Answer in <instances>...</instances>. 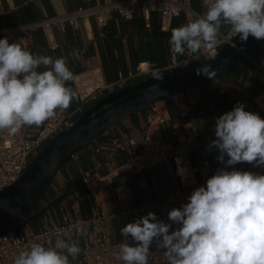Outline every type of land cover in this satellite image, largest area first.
Returning <instances> with one entry per match:
<instances>
[{"label": "clouds", "instance_id": "obj_1", "mask_svg": "<svg viewBox=\"0 0 264 264\" xmlns=\"http://www.w3.org/2000/svg\"><path fill=\"white\" fill-rule=\"evenodd\" d=\"M204 6L202 16L172 30L173 53L211 50L225 25L241 41L250 35L264 40V0H204ZM73 55L79 58L77 51ZM210 69L204 65L196 74L215 78L217 70ZM72 80L66 58L34 54L7 37L0 39V130L15 134L24 126L39 127L57 110H67L77 99L67 86ZM245 107L237 102L216 118V139L209 148L218 151L216 159L224 167L197 187L187 203L172 208L168 222L149 212L120 229L125 242L117 259L123 264H148L153 244L167 264H264V173L234 167L248 163L264 168V118ZM80 251L78 240L57 237L54 246L31 244L14 264H70L69 257L75 259Z\"/></svg>", "mask_w": 264, "mask_h": 264}, {"label": "crops", "instance_id": "obj_2", "mask_svg": "<svg viewBox=\"0 0 264 264\" xmlns=\"http://www.w3.org/2000/svg\"><path fill=\"white\" fill-rule=\"evenodd\" d=\"M112 0H0V30L14 25L30 24L43 18H53L67 15L80 7L94 8L110 3ZM124 1V0H118ZM191 8L203 15L206 11L204 1L192 0ZM153 31H145V22L141 11L133 12V19L123 21L117 14L110 17L106 28L98 27L92 18L80 22L78 28L68 27L65 32L55 29L59 50L53 52L48 48L42 31H36L31 38L32 53L51 56L54 59L66 58L68 67L74 74V80L67 86L77 92L70 111L76 110L81 104L85 90L97 86L113 84L120 75L134 73L138 66L145 65L151 70L165 71L173 65L183 62L187 56L171 51L169 40L172 30L188 23L185 16L174 21L168 33L159 32V16L152 14ZM222 33H228L230 28L222 26ZM79 53L77 59L73 52ZM43 70V67L40 69ZM154 77L152 75L146 78ZM144 79V77L142 78ZM140 79L139 81H141ZM138 81V82H139ZM201 101L193 109L187 119L180 117L174 103H168L170 119L162 128V134L168 138L174 127L187 133L191 141L179 145L180 151L187 154L193 170L197 172L202 162L210 163V173L224 167L216 157L215 148L209 145L215 136V120L220 115L231 111L237 102L245 104V110L257 113L264 118V81L254 65L230 76L212 81L199 88ZM147 113H141L126 120L120 126L111 129L101 139L89 148L77 153L76 159L70 160L65 171L58 176L53 194L44 201L38 210L50 206L62 194L71 191V195L60 205L48 209L44 216L51 222H59L62 218L61 207L70 218L83 219L89 217L96 206L86 192L82 178L87 174L106 176L105 209L125 211L146 204H151L166 198L177 184V178L172 175L164 164L138 173H122L118 169L127 158L117 155L109 148L112 138L127 134L140 142L146 125ZM42 126V125H41ZM41 126H29L37 130ZM99 149L100 152H96ZM254 172V171H253ZM199 178V174H197ZM59 186H64L62 191ZM32 228H37L41 217ZM81 246V241H78ZM154 245V244H153ZM70 264H74L69 257ZM159 264V263H152Z\"/></svg>", "mask_w": 264, "mask_h": 264}, {"label": "built area", "instance_id": "obj_3", "mask_svg": "<svg viewBox=\"0 0 264 264\" xmlns=\"http://www.w3.org/2000/svg\"><path fill=\"white\" fill-rule=\"evenodd\" d=\"M191 2L192 0H112L102 6L80 7L64 16L46 17L34 23L2 29L0 30V39L7 37L10 43H19L32 52V35L36 31H42L48 48L55 52L60 48L55 29L65 32L68 27L78 28L80 22L92 18L98 27L104 29L108 26L112 15L117 14L121 20L129 21L133 19V12L137 8L141 11L147 33L153 31L151 18L155 13L159 16V32L164 34L168 33L174 21L182 16H185L188 22L202 16L192 10ZM234 35L231 30L228 33L220 31L217 46L211 50L202 49L196 54L187 53L183 62L178 64L174 61L169 70L163 72H170L181 66L216 57L223 47L232 44V41L238 36ZM254 66L264 81V60ZM163 72L151 70L141 64L134 73L127 76L120 75L113 84L85 90L81 97V104L76 110H57L55 117L46 121L37 130H32L29 126L22 127L15 134L0 130V192L19 181L31 162L51 140L72 128L82 115L103 98L137 84L143 77L142 80H145L147 76H153V73L162 74ZM199 88L154 104L146 112V125L140 142L127 134H120L109 142V148L117 155L127 156L118 169L122 173H138L164 164L177 178L176 186L166 198L134 209L110 212L105 209L106 176L87 174L82 178V183L96 206V210L87 218L72 219L66 215L65 208L61 207L62 218L59 222H51L48 217L42 215L37 228H32L29 223L4 235L0 238V264H14V258L27 250L33 243H40L46 247L54 246L57 237L63 239L70 237L81 241V246H79L81 251L73 259L74 264H123V261L117 259L119 245L125 242L120 234L122 227L149 212L155 213L158 219L168 222L167 213L172 208H179L182 204L187 203V197L197 187L205 185L206 180L213 175L210 173L209 162H202L196 172L193 170L187 154L180 151V144L192 140L190 135L177 127L172 129L168 138L162 134L163 126L170 119L168 103L172 101L180 117L187 119L201 101ZM96 152L98 153L100 150L97 149ZM76 156L77 153L72 156L71 160L76 159ZM234 167L241 171L264 173V168H256L248 163H238ZM181 169L184 170L183 175H181ZM197 174H199V178ZM59 189L62 191L65 187L59 186ZM81 230H83L82 235L80 234ZM129 242H132L131 237H129ZM150 250L148 264H167L163 251L157 250L155 244L151 246Z\"/></svg>", "mask_w": 264, "mask_h": 264}, {"label": "water", "instance_id": "obj_4", "mask_svg": "<svg viewBox=\"0 0 264 264\" xmlns=\"http://www.w3.org/2000/svg\"><path fill=\"white\" fill-rule=\"evenodd\" d=\"M235 45L233 47L232 45ZM264 60V40L251 35L232 44L206 61L163 72L161 79L150 77L103 98L82 115L72 128L57 135L31 162L19 181L0 192V238L20 229L60 205L70 195L68 190L50 206L38 210L61 171H65L76 153L89 148L111 129L147 112L154 104L230 76ZM210 65L215 78L196 74V69Z\"/></svg>", "mask_w": 264, "mask_h": 264}, {"label": "rangeland", "instance_id": "obj_5", "mask_svg": "<svg viewBox=\"0 0 264 264\" xmlns=\"http://www.w3.org/2000/svg\"><path fill=\"white\" fill-rule=\"evenodd\" d=\"M58 180H59V177L56 178V180L54 181L53 185L51 186L49 192H48L47 195L43 198V200L40 202L38 208L42 207V206L44 205V201L47 200L49 197L52 196L54 186H55V184L58 183ZM37 221H38V219H35L34 221H32V222L30 223V225H31V226L35 225V224L37 223Z\"/></svg>", "mask_w": 264, "mask_h": 264}]
</instances>
